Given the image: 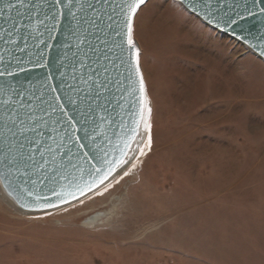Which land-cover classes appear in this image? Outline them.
I'll return each mask as SVG.
<instances>
[{"label":"rangeland","instance_id":"374dc122","mask_svg":"<svg viewBox=\"0 0 264 264\" xmlns=\"http://www.w3.org/2000/svg\"><path fill=\"white\" fill-rule=\"evenodd\" d=\"M133 38L151 149L110 201L114 180L40 213L0 198V264H264V59L178 0H149Z\"/></svg>","mask_w":264,"mask_h":264},{"label":"water","instance_id":"95a60500","mask_svg":"<svg viewBox=\"0 0 264 264\" xmlns=\"http://www.w3.org/2000/svg\"><path fill=\"white\" fill-rule=\"evenodd\" d=\"M178 1L216 30V23L221 29L225 27L223 21L228 16L244 14L243 27L237 32L247 43L238 41L264 59L260 55V46L264 44L260 39L264 35V12L260 9L264 4L255 0ZM126 7L125 0H0V73L4 74L0 75V180L25 212L57 209L101 187L103 184L97 182L89 191L84 185L92 183L94 168L101 166V156L108 160L120 158L125 133L139 122L146 91L145 83L144 92L140 91L136 72L129 71V62L134 64L135 60L129 56L126 43ZM246 8L255 14L247 15ZM205 15L209 19L216 17L215 22L205 21ZM218 31L234 38L231 32ZM100 84L105 87L100 88ZM55 97L66 113L52 112L49 108V103H57ZM6 114L28 123L30 118L43 117L48 121L42 129L45 136L57 139L58 133L51 132V128L59 132L60 125L52 121L59 117L63 123L71 116L77 121L76 127L86 128L88 136L95 140L84 138V131H80L77 134L86 147L77 152L78 145H69L77 153L72 155L71 162L65 155L41 173L26 166L25 156L35 145H29L25 136L12 137L5 130L2 118ZM26 136L30 138L33 134L29 132ZM20 143L25 144L23 149ZM37 179L39 183L34 187L31 181ZM79 188H83V194ZM29 189L40 191L56 206L22 208L21 204H32L26 195ZM62 189L74 192L75 198L67 196L62 200L53 195V191Z\"/></svg>","mask_w":264,"mask_h":264},{"label":"snow or ice","instance_id":"6c2138e0","mask_svg":"<svg viewBox=\"0 0 264 264\" xmlns=\"http://www.w3.org/2000/svg\"><path fill=\"white\" fill-rule=\"evenodd\" d=\"M59 2V0H57ZM255 2L264 4V0H255ZM126 3V19H125V28H126V43L128 45L129 56L135 60V63L129 62V71H135L139 77L140 83V91L144 92V80L143 75L140 73V50L136 47L133 34H134V18L137 17L138 11L142 10V7L146 5L147 0H125ZM193 12L196 11L195 8L192 9ZM261 12H264V8L260 9ZM245 13L247 15H254L255 13L252 9H245ZM205 21H208L210 24L214 23L216 17H212L209 19V15H205L203 17ZM246 19L244 14L237 12L235 16H228L227 19L223 21L225 27L221 29V25L219 23L215 24V27L218 30H222L224 32H231L232 36L243 42L247 43L245 37L242 34L237 32L238 28H242L243 25L241 21ZM195 30H199V26H194ZM261 40H264V35L260 37ZM251 47H255L252 45ZM260 55L264 56V44L261 46ZM107 58V57H105ZM0 75H4L0 73ZM71 87V85H69ZM100 88H104V84L99 85ZM53 91L55 89L53 88ZM57 103L52 104L49 103V108L52 109V112H60L66 113V109L63 104L59 102V98L55 97ZM70 103H74L73 101H69ZM149 101L146 96L143 98V106L139 111V122L135 124L134 127L130 128L127 133H125V139L122 140V147H120V158L108 160L106 157L101 156L100 158V167L94 168L95 175L92 178V183L85 184L84 187H87L89 191L92 190L93 185L104 184L105 181L109 180L110 177L114 178V173H116L117 169H123L126 164L129 163L131 159H135L137 154L140 156H145L147 153L145 149L150 150L152 147V124H151V113L152 109L148 106ZM52 113H49L51 116ZM83 115V113H81ZM5 123V130L8 133H11L12 137L17 136H25L27 143L29 145L34 144L35 148H29L27 155L25 156V160L27 161V167L35 168L38 172H45L49 165L55 164L59 159H63L66 155L69 162H71L72 155L77 154L72 151V148L69 145L76 146L78 145L77 152L82 151L86 145L81 142L83 139L77 133L80 131H84L85 137L90 138L91 140H95V137H89L87 129H81L76 127L77 121L74 120L71 116H68L66 120L61 123L60 118L58 117L55 121H52L54 124L60 125V130L58 132L57 128H51V132L58 133L59 139L56 136L46 137L44 131L42 129L46 128L48 125V121H45L43 117L39 120L35 118H30V123L20 119L18 116H14L13 114H6L3 118ZM19 121V122H18ZM86 123V121H85ZM143 127L144 134H140V128ZM31 132L33 134L32 137H27L26 133ZM139 137V139H138ZM51 140V143L48 140ZM19 147L23 149L25 147L24 143H20ZM98 147V146H97ZM132 153L131 157L128 156L129 153ZM37 155L39 159H37ZM87 155V153H85ZM55 171V169H53ZM90 170V174H91ZM25 176L28 175L27 172L23 173ZM124 175H128L127 171L123 172ZM32 185L35 187L39 180H32ZM81 193L83 194V188H79ZM27 197H30L32 200V204H21L22 208L24 207H36L39 209L55 207L56 205L49 203V197L43 195L40 191L34 190H26ZM53 195L59 199H66L67 196H73L75 198L74 192H65L63 189L59 192L53 191Z\"/></svg>","mask_w":264,"mask_h":264},{"label":"bare ground","instance_id":"6f19581e","mask_svg":"<svg viewBox=\"0 0 264 264\" xmlns=\"http://www.w3.org/2000/svg\"><path fill=\"white\" fill-rule=\"evenodd\" d=\"M143 127H141V129H140V134L141 135H143L144 133H143ZM138 139H139V137H138ZM131 155H132V153L130 152V154H129V157H131ZM131 162H132V159L129 161V163L128 164H126L125 166H124V168L123 169H117V171H116V173L114 174V178L113 177H111L109 180H114L113 181V183L109 186V187H107L103 192H101L100 194H99V197H102V198H105V199H107V201H110V200H112L115 196V192L117 191V190H119V186H120V184L122 183V181H123V179H124V177H125V175L123 174V172L126 170L127 172H128V170H129V166H130V164H131ZM108 180V181H109ZM107 181V182H108ZM106 182V183H107ZM106 183H104L103 185H105ZM102 185V186H103ZM101 186V187H102ZM101 187H99V188H101ZM98 188V189H99ZM97 189V190H98ZM96 191V190H95ZM93 193V192H92ZM91 194V193H90ZM114 194V195H113ZM89 195V194H88ZM87 195V196H88ZM86 197V196H85ZM0 198H3V199H5L12 207H16L17 209H19L21 212H24V213H27V214H30L29 212H25V211H23L21 208H19L18 207V205L16 204V202L14 201V199L6 192V190H5V188L3 187V185H2V182H1V180H0ZM84 198V197H83ZM82 199V198H81ZM80 200V199H79ZM78 201V200H77ZM106 201V202H107ZM76 202V201H75ZM74 203V202H73ZM70 204H72V203H70ZM69 205V204H68ZM65 206H67V205H65ZM62 207H64V206H62ZM111 217L112 216H109V214L108 213H98V214H95L94 216H92V217H90L89 219H87L86 220V222H85V224H87L88 226H92V225H95V224H98V223H102V224H104V223H107V222H110V220H111Z\"/></svg>","mask_w":264,"mask_h":264}]
</instances>
